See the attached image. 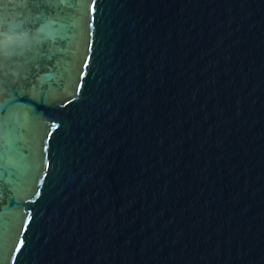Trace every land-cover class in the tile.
Returning <instances> with one entry per match:
<instances>
[{
	"label": "water",
	"instance_id": "1",
	"mask_svg": "<svg viewBox=\"0 0 264 264\" xmlns=\"http://www.w3.org/2000/svg\"><path fill=\"white\" fill-rule=\"evenodd\" d=\"M54 5L0 0V264H264V0Z\"/></svg>",
	"mask_w": 264,
	"mask_h": 264
},
{
	"label": "snow or ice",
	"instance_id": "2",
	"mask_svg": "<svg viewBox=\"0 0 264 264\" xmlns=\"http://www.w3.org/2000/svg\"><path fill=\"white\" fill-rule=\"evenodd\" d=\"M41 2L48 3L50 6H55L54 0H41ZM95 3L96 0H92L93 6L95 5ZM35 6L39 8L41 7V3H36ZM41 16H37L35 19L39 20L41 19ZM5 23L6 20L0 18V24H5ZM51 23H54V21H49L48 23L41 25L39 31L44 32L46 28L50 27ZM11 32L12 29H6L0 31V37H3L2 39H0V52H2L5 57L17 52H19V54H23L24 50H32L36 47V45L40 43L39 35L29 38L27 33H22L21 36H14L11 34ZM49 35H51V33H49ZM87 66L88 65L85 64V67ZM48 166L49 165H46V167ZM37 195L39 196L40 193H37Z\"/></svg>",
	"mask_w": 264,
	"mask_h": 264
}]
</instances>
